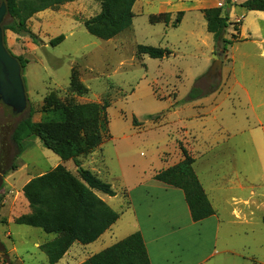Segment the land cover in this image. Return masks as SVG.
Wrapping results in <instances>:
<instances>
[{"label":"rangeland","instance_id":"374dc122","mask_svg":"<svg viewBox=\"0 0 264 264\" xmlns=\"http://www.w3.org/2000/svg\"><path fill=\"white\" fill-rule=\"evenodd\" d=\"M197 1L136 0L132 24L110 39L91 35L83 25L84 20L100 11L97 0H73L35 13L27 20V26L41 42L34 43L27 33L3 30L9 53L26 60L21 71L27 97L25 110L14 116L0 102L4 165L15 156L12 162L18 171L7 180L15 190H20L27 177L49 171L58 164L77 175L78 166L72 159L62 160L44 147L39 138L24 139L18 156L11 140L13 128L28 115L30 108L35 111L32 119L39 120L44 98L50 93L63 100L108 103V128L113 135L137 129L148 132V142L136 151L107 139L100 156L78 157L83 168L97 169L99 178L116 191L108 200L119 218L101 238L102 242L89 245L74 242L55 264H88L92 253L134 228L128 197L121 189L131 176L128 175L132 173L131 162L135 165L136 161L158 159L157 152L164 147L170 152L177 151L175 139L180 127L196 135L195 148L205 152L197 157L200 164L194 170L223 221L231 219L226 214L231 197H247L250 190L253 197L264 192V60L254 55L255 45L251 42L238 43L232 36L225 37L226 32L223 38L231 42L216 40L206 29L202 11L194 9ZM179 10L185 13L176 26L148 21L150 14L167 11L172 13L173 21ZM10 21L6 13L2 24ZM59 34L64 39L51 45L50 39ZM138 44L160 46L171 52L163 58L138 57ZM224 45V52L234 54V59L223 57L220 68L212 74L213 54L222 57ZM243 51L247 54H242ZM72 70L88 88L86 95L70 92ZM194 86L204 95L187 100ZM148 115L157 116L151 119ZM186 128H181L183 134ZM2 178L0 205L10 188ZM95 193L106 196L99 191ZM14 194L18 205L11 212L0 210V264H48L39 245L54 234L13 222L12 218L18 214L30 212L24 195L16 191ZM262 212L258 211L251 225L245 226L249 229L246 234L237 233L235 227L239 226L230 225L229 234L224 228L220 238L226 236L234 245L241 240L249 242V250L264 263ZM35 242L39 245H34Z\"/></svg>","mask_w":264,"mask_h":264},{"label":"trees","instance_id":"16d2710c","mask_svg":"<svg viewBox=\"0 0 264 264\" xmlns=\"http://www.w3.org/2000/svg\"><path fill=\"white\" fill-rule=\"evenodd\" d=\"M5 2L11 21L2 24V30L14 33H27L34 43L41 42L27 26V20L44 9L55 8L73 0H1ZM100 11L83 21L88 33L101 39H110L132 24L133 4L136 0H97ZM241 6L248 10L264 11V0H245ZM206 21V29L216 40L229 43L232 40L223 38L228 24H232L238 34V23H230L222 15L220 7H209L201 10ZM172 13L159 12L150 14V23L162 22L176 26L182 19L184 11H177L174 20ZM5 45V37L3 38ZM64 39L59 34L50 39L56 45ZM225 51V45L222 52ZM170 50L160 46L138 44L136 56L148 55L152 58H163ZM20 63L21 71L26 60L15 56ZM70 92L86 95L88 88L78 79L75 71L70 75ZM204 93L192 87L187 100L202 97ZM108 103L75 102L72 99H60L55 93L44 98L40 109L39 120H33L34 110L20 120L11 132V140L16 145L17 156L21 151V142L28 138H39L42 145L62 160L72 159L77 168L74 175L65 166L58 164L43 174L32 177L23 187L22 192L29 203L30 212L13 217V222L38 227L54 237L39 247L46 253L48 264H55L68 251L74 242L87 245L98 239L119 218L95 191L113 196L114 190L108 182L101 180L93 171L83 168L78 159L99 147L110 137ZM157 115H148L154 118ZM135 119H133V123ZM183 159L178 163L156 173L154 180L177 187L182 190L192 221L196 222L214 214V209L193 168L194 158L181 145ZM4 148L0 137V176L4 177L15 170L17 165L5 163ZM3 253V252H2ZM148 252L140 231H134L112 244L102 248L88 257V264H149Z\"/></svg>","mask_w":264,"mask_h":264},{"label":"crops","instance_id":"0c3cea01","mask_svg":"<svg viewBox=\"0 0 264 264\" xmlns=\"http://www.w3.org/2000/svg\"><path fill=\"white\" fill-rule=\"evenodd\" d=\"M244 1L198 0L197 2L199 4L194 6V9L201 11L204 8L220 7L222 15L225 14L230 23L239 22L236 40L240 42H236H251L255 45V49L253 50L254 55L264 60V11L248 10L241 6V3ZM223 11L225 12L224 14ZM250 16L252 20L249 21ZM232 34H236V30H234L231 24L226 29L225 37H230ZM242 54H247V51H243ZM223 57L227 60L228 58L233 60L234 54L229 55L224 52L221 60H223ZM181 128L186 127H180L179 137L175 139V144L178 147L177 151L170 152L164 147L157 152L158 159L154 157V159L142 160L141 162L136 161L135 165L131 162L132 173L128 174L131 176L123 182L121 189L123 188L126 191L129 201L128 209L133 216L134 228L122 234V237L115 236L96 252L129 233L138 230L143 237L148 252L149 264H264L257 260L253 251L249 250V242L241 240L234 245L226 236L220 238V234L223 233L224 228L225 231L227 229L229 234L230 229H232L231 226L233 225L239 226L235 227L237 233L246 234L249 229L245 226L251 225L254 215L260 210L263 211L261 213V219L264 221V192L257 195V197H253L254 192L250 190L247 197H231L228 202L230 210L226 213L231 219L223 221L213 207L211 199L204 189L214 209V214L194 222L190 217L182 190L153 179L156 173L183 159L180 142H183L182 146L194 158L193 168L196 169L197 164L199 166L200 163H197V157H202L205 152L203 153L202 150L195 148V143L198 142L196 135H193L187 128L183 134ZM109 133V140L121 143V146L130 149L132 152L148 142V132L143 133L140 129L131 130L119 135H113L111 131ZM106 140L99 147L95 148V150L82 156L84 158L88 156L90 158L96 155L100 156ZM16 171H18L17 168L6 174L2 178V181L10 186L11 184L7 180ZM91 171L98 176L97 169L91 168ZM43 173L45 172H39L38 175ZM32 177H27L20 184V190H15L13 188L14 185L10 186L5 193L4 202L0 205V210L11 212L18 205V201H16L17 195H13V193L16 191L18 195H23L22 187ZM223 179L227 181L226 177ZM239 187L242 188L243 186L239 184ZM104 195L106 196L98 194L109 205L110 201L108 198L110 199L113 196ZM10 221L11 219L8 220V222ZM106 231L94 242L101 240L104 234H106ZM102 240L99 242H102ZM34 245L38 246L39 244L35 242ZM247 250L249 252L246 254L244 251Z\"/></svg>","mask_w":264,"mask_h":264},{"label":"water","instance_id":"95a60500","mask_svg":"<svg viewBox=\"0 0 264 264\" xmlns=\"http://www.w3.org/2000/svg\"><path fill=\"white\" fill-rule=\"evenodd\" d=\"M7 13L5 2L0 3V102L11 109L12 115L22 113L27 106V97L22 80L21 66L4 45L2 23ZM211 73L220 68L221 56L213 54Z\"/></svg>","mask_w":264,"mask_h":264}]
</instances>
